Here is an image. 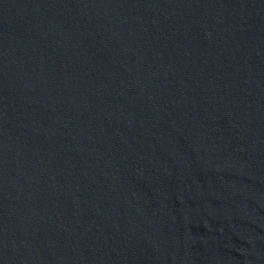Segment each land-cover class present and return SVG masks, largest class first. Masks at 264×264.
I'll return each instance as SVG.
<instances>
[{"label": "water", "instance_id": "95a60500", "mask_svg": "<svg viewBox=\"0 0 264 264\" xmlns=\"http://www.w3.org/2000/svg\"><path fill=\"white\" fill-rule=\"evenodd\" d=\"M0 264H264V0H0Z\"/></svg>", "mask_w": 264, "mask_h": 264}]
</instances>
